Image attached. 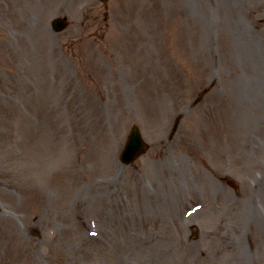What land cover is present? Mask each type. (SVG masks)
Segmentation results:
<instances>
[{
  "label": "rangeland",
  "instance_id": "1",
  "mask_svg": "<svg viewBox=\"0 0 264 264\" xmlns=\"http://www.w3.org/2000/svg\"><path fill=\"white\" fill-rule=\"evenodd\" d=\"M254 70L264 0H0V264H264Z\"/></svg>",
  "mask_w": 264,
  "mask_h": 264
},
{
  "label": "bare ground",
  "instance_id": "2",
  "mask_svg": "<svg viewBox=\"0 0 264 264\" xmlns=\"http://www.w3.org/2000/svg\"><path fill=\"white\" fill-rule=\"evenodd\" d=\"M248 46L250 47V50H252L251 42L249 39H248ZM260 55H261V52H258L257 50L255 52L251 51V58L259 64L258 65L259 67L263 68V64L259 60ZM254 72L256 75V80H252V81L248 80L247 83L241 84L240 86L242 88H240V93H244L245 91H248L250 92L251 95H257L258 97H261L264 100V76L261 77V73L258 70H254ZM247 93H245V95ZM245 208H252V207L247 202V205L245 206ZM259 221L262 222L263 224L262 228H263L264 227L263 220L260 218ZM258 227L259 228L261 227L259 225V222H258Z\"/></svg>",
  "mask_w": 264,
  "mask_h": 264
},
{
  "label": "water",
  "instance_id": "3",
  "mask_svg": "<svg viewBox=\"0 0 264 264\" xmlns=\"http://www.w3.org/2000/svg\"><path fill=\"white\" fill-rule=\"evenodd\" d=\"M53 25L56 29H61L65 24L61 20L54 19ZM143 147H144V144L140 140V137L138 135V132L136 131V128L133 127V130L128 137L127 147L124 151V153H126V156L128 157L126 161H130L132 158L138 155L143 150Z\"/></svg>",
  "mask_w": 264,
  "mask_h": 264
}]
</instances>
